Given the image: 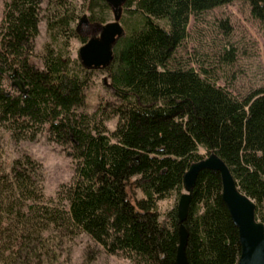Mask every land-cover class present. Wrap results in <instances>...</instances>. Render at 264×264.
<instances>
[{"label": "trees", "instance_id": "obj_1", "mask_svg": "<svg viewBox=\"0 0 264 264\" xmlns=\"http://www.w3.org/2000/svg\"><path fill=\"white\" fill-rule=\"evenodd\" d=\"M232 1L245 2L264 23V0H124V33L102 68L113 100L86 111V69L62 50L69 37L86 40L72 25L69 0H46L45 12L42 0H1L0 129L15 142L45 131L67 151L73 175L46 196L37 159L0 157V264H51L62 239L78 232L129 264H175V205L161 214L157 200L178 197L184 170L203 156L199 147L222 158L264 225V85L235 95L202 61L193 58L194 68L176 54L190 17ZM86 2L87 20L108 21L104 0ZM42 10L48 42L36 64ZM235 53L222 46L220 58L230 64ZM128 185L140 191L134 201ZM183 224L187 264H236L237 231L216 171L198 172Z\"/></svg>", "mask_w": 264, "mask_h": 264}, {"label": "rangeland", "instance_id": "obj_2", "mask_svg": "<svg viewBox=\"0 0 264 264\" xmlns=\"http://www.w3.org/2000/svg\"><path fill=\"white\" fill-rule=\"evenodd\" d=\"M87 0H69V7H73L76 18L73 27L81 15H88L86 10ZM46 0H42L41 7H46ZM0 0V19H1ZM121 9V15L125 12ZM102 13L105 20L112 19L108 6ZM87 20V19H86ZM120 22V20H119ZM158 22L164 25L163 20ZM38 32L34 37L31 59L36 64L40 63V54L43 44L48 42L45 29L43 10L37 23ZM77 36L85 39L97 36L98 32L93 21L80 22L76 28ZM61 36V35H60ZM58 42H51L54 48ZM81 40L72 36L63 47L64 54L69 58H77V48ZM232 45L236 49L235 58L226 64L221 58L222 46ZM177 56L182 60L188 59V64L196 68L192 61L196 58L202 61L215 77L216 83L226 86L233 94L242 95L248 89L264 85V23L253 18L248 11V6L243 1L215 6L203 12L199 19L189 18L187 35L177 50ZM78 59V58H77ZM86 69V68H84ZM87 83L84 90L86 111H93L113 100L109 87V80L102 69H86ZM103 78L105 82H103ZM12 80H10V83ZM115 123V117L105 120L106 127L110 130ZM204 154V149L198 148ZM22 152L30 154L41 164V183L46 196H53L60 184L70 181L73 175V161L67 151L59 144L46 138L45 131L40 132L33 140L13 141L7 132L0 129V157L8 162L12 157ZM127 194L131 201L140 196V191L128 185ZM177 194L157 200V208L162 214L176 204ZM57 257L51 264H129L128 260L119 254H110L91 240L88 235L78 232L70 238L62 239L56 250Z\"/></svg>", "mask_w": 264, "mask_h": 264}, {"label": "water", "instance_id": "obj_3", "mask_svg": "<svg viewBox=\"0 0 264 264\" xmlns=\"http://www.w3.org/2000/svg\"><path fill=\"white\" fill-rule=\"evenodd\" d=\"M104 1L111 10L112 19L104 23H94L98 35L87 38L77 48L78 61L86 69L104 68L112 57V46L124 33L119 22L124 0ZM80 22L87 23L84 15L78 18L76 28ZM12 76L13 71L9 74V77ZM11 84L19 91H25L20 79L13 78ZM202 169L214 170L219 175L220 197L237 231L239 251L236 264H264V225L255 215V203L240 190L226 163L213 150L190 162L182 174V191L175 204L177 245L174 263L187 264L184 251L187 231L183 221L188 212L195 178Z\"/></svg>", "mask_w": 264, "mask_h": 264}]
</instances>
